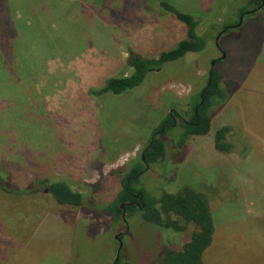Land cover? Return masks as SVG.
<instances>
[{
  "label": "rangeland",
  "instance_id": "rangeland-1",
  "mask_svg": "<svg viewBox=\"0 0 264 264\" xmlns=\"http://www.w3.org/2000/svg\"><path fill=\"white\" fill-rule=\"evenodd\" d=\"M20 1L26 11L28 0ZM83 1L29 0L28 15L18 11L17 18L39 31L36 41L0 29V264H112L119 240V258L133 264H155L165 248L181 249L192 223L163 229L135 210L126 224L102 207L121 188L117 170L138 160L165 115L175 109L189 117L184 103L165 102L199 92L222 51L217 69L231 95L209 133L181 148L175 132L162 137L165 159L149 164L133 186L151 198L184 186L205 195L216 230L203 264H264V8L237 26L249 0H164L202 14L205 50L154 69L130 90L96 96L89 90L106 78L131 73L130 58H157L186 37V27L160 0H137L120 25L89 19ZM194 74L195 82L182 80ZM221 125L234 128L230 153L214 148ZM43 179L68 182L85 206L59 205Z\"/></svg>",
  "mask_w": 264,
  "mask_h": 264
},
{
  "label": "trees",
  "instance_id": "trees-1",
  "mask_svg": "<svg viewBox=\"0 0 264 264\" xmlns=\"http://www.w3.org/2000/svg\"><path fill=\"white\" fill-rule=\"evenodd\" d=\"M28 1L25 3L26 11H22L20 0H0V29H3L2 34L4 37L8 33H11L14 38L18 35L23 39H29L30 42L37 40L35 36L40 35L39 31L37 30L38 32L34 31L32 33L31 30L33 28L31 25H26L27 19L17 18L18 11H21L24 16L28 15ZM39 1L43 0H33L35 4ZM118 1L120 0H84L83 3L86 6L89 19H92L94 22L100 19L103 21L107 20L113 25H120L126 23L127 14L130 13L129 11H131L132 5L137 0H122L121 4H118ZM155 4L174 15L176 19L185 25L186 37L179 40L173 48L161 52L157 58H145L138 55L130 58L129 67L131 68V73L129 75H113L106 78L100 87L89 90L91 95L97 96L105 93L120 94L140 85L147 73L152 72L154 69L166 70V63L176 60L184 61L187 54L200 53L205 50L208 34L203 31L204 29L198 31L201 22L200 18L203 17L202 14L193 15L182 11L176 6L164 2V0L156 1ZM260 5V0H249L247 5L240 9L239 13L247 11L244 13V17H252L264 8V5L258 8ZM222 7L219 6V10ZM209 12H207V15ZM99 25L101 27L99 31L105 32L108 26H105L104 29V24L102 26L101 24ZM240 25H242V22ZM93 27L94 35L92 33V36L96 37V24ZM223 28H226V25ZM220 62L221 59L217 60L214 66L209 65L204 85L199 92L191 93L184 100H179L173 95V99L170 98L167 102H165L166 98H163V101L169 107H177V105H180L181 109H184L182 103L190 107V112H186L189 113V117L186 120H179L176 126H172L173 121L168 115H165L164 119H167L170 124H165L164 129H162L161 125L163 122H161L151 133L154 135L148 137L138 160L128 164L125 169L119 168L117 170V172L123 173L121 188L117 192L114 200L102 207L105 213L108 212L114 218L122 217V219L124 209L125 214L132 213L135 210H141L142 213L144 212L142 217L146 221L163 229L182 231L187 223H192L196 227L189 241L184 243L181 249L174 250L165 248L155 264H203V254L209 248L216 230L209 208V201L204 194L191 187L184 186L176 193L162 191L159 197L151 198L144 195L142 188H135L133 184L138 182L137 180L142 174V170L145 171L146 165L148 166L149 164L165 159L167 152L166 140L162 137L175 132L177 134L176 143L181 148L185 146L186 142L192 136H201L209 133L214 114L225 104L231 95L225 88L224 77L217 69V65ZM209 73H211L210 77ZM182 80L195 82L197 78L194 74V77L191 79ZM156 131L159 132L156 134ZM233 133L234 128L231 125H221L218 127L214 134V148L221 153L232 152L234 147ZM3 181L4 178L2 173H0L1 190L5 189L3 188L5 187ZM39 182L46 183L47 192L59 205L80 209V207L83 208L85 199L87 200L82 192L72 188L66 181L55 180L49 182L43 179L42 181L38 180ZM3 192L7 193V191ZM137 192L141 194L140 200L134 197V194ZM131 201L138 202L140 206L134 202L128 204ZM121 203L124 204V209L120 207ZM93 206L95 205L90 206L88 203L87 207L94 209ZM180 220L184 222V225L179 222ZM117 237L120 238L121 235L119 234ZM114 264L133 263L118 258Z\"/></svg>",
  "mask_w": 264,
  "mask_h": 264
},
{
  "label": "flooded vegetation",
  "instance_id": "flooded-vegetation-1",
  "mask_svg": "<svg viewBox=\"0 0 264 264\" xmlns=\"http://www.w3.org/2000/svg\"><path fill=\"white\" fill-rule=\"evenodd\" d=\"M245 12H247V11H244V12H240L239 13V17H241V19H243L244 18V13ZM168 116H169V118L173 121V124H172V126H176L177 125V123H178V121L179 120H186V117H184V115H182L178 110H175V109H171V111H169V113H168ZM162 129H164V125L165 124H170L169 123V121L167 120V119H163L162 120ZM159 131H156L155 133L157 134ZM154 135V134H153ZM152 135V136H153ZM151 136V137H152ZM147 165H146V167H145V169H147ZM143 172H144V170H142ZM142 172V173H143ZM141 173V172H140ZM140 196H141V194H140V192H137V193H135L134 194V197H136V198H138L139 200H140ZM142 201V200H141ZM132 202H134L136 205H138V206H140L139 204H138V202H136V201H131V202H128V204H131Z\"/></svg>",
  "mask_w": 264,
  "mask_h": 264
},
{
  "label": "water",
  "instance_id": "water-1",
  "mask_svg": "<svg viewBox=\"0 0 264 264\" xmlns=\"http://www.w3.org/2000/svg\"><path fill=\"white\" fill-rule=\"evenodd\" d=\"M260 3H261V5L258 7V8H260L262 5H264V0H260ZM249 12V11H248ZM241 22H242V19H240V21H239V23H238V25L237 26H239L240 24H241ZM226 29V28H225ZM224 29V30H225ZM224 30H222V32L224 31ZM222 32L221 33H219L218 34V36H216V38H215V44H216V46L218 47V39H219V36L222 34ZM225 57V53L222 51V55L219 57V58H215V59H213L212 61H211V66H214L215 65V63H216V61L217 60H220V59H223ZM211 76V73H209V77ZM44 191H47V188H45V190ZM140 199H141V197H140ZM120 207L122 208V209H124V204H120ZM124 215H125V209L123 210V213H122V216H123V219H124V222L126 223V221H125V218H124ZM127 224V223H126ZM118 246H117V249H116V252H115V257H114V260H113V262H112V264H114L117 260H118V258H119V252H120V249H121V242H120V240L118 241Z\"/></svg>",
  "mask_w": 264,
  "mask_h": 264
}]
</instances>
